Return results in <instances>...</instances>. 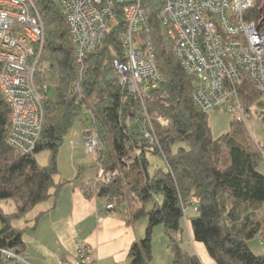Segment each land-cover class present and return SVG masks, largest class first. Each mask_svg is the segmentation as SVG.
Listing matches in <instances>:
<instances>
[{"label": "trees", "instance_id": "trees-1", "mask_svg": "<svg viewBox=\"0 0 264 264\" xmlns=\"http://www.w3.org/2000/svg\"><path fill=\"white\" fill-rule=\"evenodd\" d=\"M34 3L46 32L35 82L46 86L47 93L53 85L55 93L43 101L42 132L34 152L25 155L9 143L11 110L0 91V202L16 203L12 213L0 208V264L13 263L2 252L20 255L29 228L18 222L66 184L55 180L58 155L83 111L90 116L83 136L99 137V171L81 184L82 190L88 197L106 199L114 209L122 208L131 220H147L144 238L131 246L130 264H151L157 226L164 227L172 264H203L190 244V231L215 264H264V252L256 255L249 246L264 229V174L259 171L264 147L246 124L234 120L230 133L213 138L208 121L212 111L196 105L197 79L175 57L160 23L162 0H145L150 28L141 35L152 41L162 80L141 94L122 85L114 67L123 53L122 25L77 64L61 9L52 0ZM249 17L264 30L260 0H255ZM239 92L244 108L264 121V100L254 82L245 78ZM44 151L50 156L41 166L36 155ZM151 157L161 158L163 167L152 171ZM192 204L195 214L188 217Z\"/></svg>", "mask_w": 264, "mask_h": 264}, {"label": "built area", "instance_id": "built-area-1", "mask_svg": "<svg viewBox=\"0 0 264 264\" xmlns=\"http://www.w3.org/2000/svg\"><path fill=\"white\" fill-rule=\"evenodd\" d=\"M52 1L66 18L77 64L122 25L123 53L114 60L121 84L140 94L157 88L162 77L154 46L149 38L141 39L151 19L145 0ZM162 3L159 20L174 45V55L197 79L196 105L205 112L223 110L235 122L246 124L252 111L244 108L239 92L245 78L254 82L264 100V30L249 17L255 0ZM45 40V25L33 0H0V91L11 110L9 143L25 155L34 152L43 128L47 87L36 85L35 75ZM159 121L166 123L163 118ZM83 138L87 152L97 156V136ZM5 253L11 262L20 260L16 252ZM58 264H94V260L90 248L80 246L73 261Z\"/></svg>", "mask_w": 264, "mask_h": 264}, {"label": "crops", "instance_id": "crops-1", "mask_svg": "<svg viewBox=\"0 0 264 264\" xmlns=\"http://www.w3.org/2000/svg\"><path fill=\"white\" fill-rule=\"evenodd\" d=\"M55 180L56 183L66 182L57 196L37 205L18 222L19 226H28L29 229L23 235L20 260L16 264L73 261L80 246L90 248L94 264H130L131 246L144 238L147 220H131L122 208L107 209L109 203L106 199L86 196L81 184L89 180L82 173L78 172L69 179L57 176ZM156 231L162 234L159 244L156 243L159 257L155 256L153 239L151 264H172L168 238L163 236L164 231L155 228L154 234ZM188 235L203 264H215L205 247L194 241L193 233L190 231Z\"/></svg>", "mask_w": 264, "mask_h": 264}, {"label": "rangeland", "instance_id": "rangeland-1", "mask_svg": "<svg viewBox=\"0 0 264 264\" xmlns=\"http://www.w3.org/2000/svg\"><path fill=\"white\" fill-rule=\"evenodd\" d=\"M34 1V0H33ZM261 6L264 11V0H260ZM264 18V14H263ZM70 35V33H69ZM157 59V58H156ZM47 64H44L43 67L46 68ZM42 75V74H41ZM39 81L42 79V76H39ZM55 93V88L53 85L48 86L47 96L49 98L53 97ZM90 116L87 111H83L78 120L76 121L72 131L65 139L58 155V169L59 175L58 178L69 179L70 177H75L76 174L80 171L83 176L88 180L95 179L98 175L99 167L96 157L92 154H89L86 149L87 146L82 143L81 137L86 129H88L90 122L86 121ZM208 121L211 128L213 138L217 139L222 135H226L231 132V124L233 122L232 116L226 114L223 110H214L208 115ZM44 123V120H43ZM249 132L255 138L254 140L259 142L264 147V121L260 118L259 114L256 111H252L251 118L247 121L246 125ZM11 132V131H10ZM42 132V131H41ZM41 135V134H40ZM84 137V136H83ZM40 138V137H39ZM99 137L97 136V139ZM84 139V138H82ZM18 152V151H17ZM20 153V152H19ZM49 152L44 151L36 155V159L41 166H46L49 161ZM152 167L151 170H154V167H163L164 161L158 157L150 158ZM259 171L264 174V161L259 166ZM193 204L189 206L186 210L188 217L195 214L193 212ZM0 208L4 213H12L16 211V203L12 200L0 202ZM108 209V208H107ZM157 230L164 231L162 226H157ZM165 232V231H164ZM159 231L153 232V239L155 240V254L158 253L156 248L158 247L159 240L161 236ZM164 234L163 236H165ZM186 238V235H185ZM264 244V229L258 234L254 239L249 241V246L252 252L256 255H262ZM5 256V252H2ZM159 257L158 254L155 255ZM5 260H8L6 257ZM7 262V261H6ZM17 262V261H16ZM157 262V261H156ZM14 263V262H13ZM15 264V263H14Z\"/></svg>", "mask_w": 264, "mask_h": 264}, {"label": "flooded vegetation", "instance_id": "flooded-vegetation-1", "mask_svg": "<svg viewBox=\"0 0 264 264\" xmlns=\"http://www.w3.org/2000/svg\"><path fill=\"white\" fill-rule=\"evenodd\" d=\"M263 14H264V11H263Z\"/></svg>", "mask_w": 264, "mask_h": 264}]
</instances>
